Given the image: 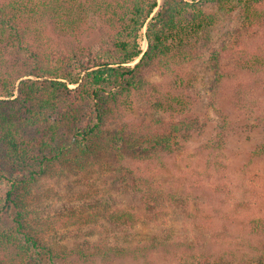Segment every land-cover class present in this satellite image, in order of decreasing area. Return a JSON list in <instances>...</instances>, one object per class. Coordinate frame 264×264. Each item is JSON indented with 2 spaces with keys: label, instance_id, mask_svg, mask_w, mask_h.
I'll return each mask as SVG.
<instances>
[{
  "label": "trees",
  "instance_id": "trees-1",
  "mask_svg": "<svg viewBox=\"0 0 264 264\" xmlns=\"http://www.w3.org/2000/svg\"><path fill=\"white\" fill-rule=\"evenodd\" d=\"M220 17L245 30L233 37L240 40L249 32L254 37L264 29V0H164L161 6L158 0H0V151L10 165L25 169L20 178L0 171V182L8 186L0 215L10 207L13 213L12 228L0 231V264H149L158 252L174 259L177 251L183 260L173 264H246L251 251L257 261L249 264H264V213L237 222L226 212L209 213L219 215L220 224L204 213L196 229L201 235L184 241L167 230L164 219L176 199L149 187L151 178H128L133 170L123 166L118 147L129 145L138 152L132 160L148 166L166 160L177 139L196 133L199 127L190 117L196 87L180 70L210 49L216 65L218 56L229 61L226 71L214 72L218 84L240 75L247 79L224 97L226 111L217 110L220 125L210 153L221 149L233 115L248 116L252 130L264 128V42L254 51L239 49L232 34L221 30ZM95 28L106 39L90 47L80 44L79 37ZM168 70L174 85L141 94L146 76L164 77ZM137 93L150 100L146 110L165 116L123 122L127 100ZM82 107L91 111L88 120L78 114ZM113 123L117 126L110 130ZM251 158L264 160V144L254 147ZM109 169L111 185L132 192L139 212L97 187L93 179L105 180ZM68 175L86 179L89 190L78 191L79 198L51 215V201L61 198L40 181ZM139 224L158 230L138 238ZM68 233L73 244L63 242ZM189 253L193 261H186Z\"/></svg>",
  "mask_w": 264,
  "mask_h": 264
},
{
  "label": "rangeland",
  "instance_id": "rangeland-1",
  "mask_svg": "<svg viewBox=\"0 0 264 264\" xmlns=\"http://www.w3.org/2000/svg\"><path fill=\"white\" fill-rule=\"evenodd\" d=\"M163 1L158 0V5L161 6ZM219 19L221 30L226 29L229 35L232 34L230 40L233 42L238 41L239 49L254 51L261 46L260 42H264V29H259L255 32L254 37H252V32H249L248 35L252 36L245 35L239 40L233 35L238 29H241L239 32L245 30L236 23V20L232 21L228 17H220ZM220 33L222 34V32ZM217 36H219V33ZM55 37L57 36L55 35ZM53 39L55 42L66 40L61 36L57 37L58 40H55L56 38L54 37ZM105 39V36L97 28L89 29V32L87 31L86 34L79 37L80 44L86 47L101 44ZM75 45L77 43L73 40L72 47L74 48ZM141 46L145 49L146 43L142 41ZM215 50H218V46H215ZM234 50L236 49L233 48ZM212 55H214V52L211 49L209 51L203 50L198 53V59L185 61L181 65L180 72L188 74V79H192L196 87V97L190 111V117L194 116L195 122L199 127L195 134L189 131L182 138L177 139V145L174 146L173 153L168 155L166 160L161 159L158 161L155 158L156 160L150 162L152 164L148 166H144L142 163L139 165L132 160V155L138 152H132L129 145L122 142L118 144L123 166L133 170L132 174H127L128 178L133 180L139 176L146 179L151 178L152 181L148 184L149 187L154 189V186H156L160 191L168 194L167 196H172V198L176 199L177 205L167 208L164 219H166L167 230L172 228L174 231L172 235L180 236L184 241L194 236V234L201 235L196 229L197 223L202 220L201 215L204 213L226 212V215H229L228 217L236 220L235 222H237L238 218L246 219L247 216H251L256 212L264 213V160L252 161L253 159L251 158L254 147L264 144V128L259 127L252 130L248 116L233 115L230 119L232 123L228 127V131L226 130L225 134L222 135V140L219 144L221 149L216 153H210L209 142L215 137L214 133L217 132L220 125L217 110L226 111L224 97L230 93L232 85H235L238 80H247L245 75H240V77H235L237 81L231 83L222 81V86L218 84L214 72L219 68H224L226 71L229 61L225 56L224 59L218 56L220 62L216 65L215 61L212 60ZM133 64H130V66ZM168 71L164 74L166 75L164 77L161 73L146 76L141 94L149 96L154 93V89L161 88L162 85L164 88L174 85V74L170 70ZM145 95L141 96L137 93L133 99L129 98L127 100L130 104L124 111L123 122H132L139 118L152 120L154 117L165 116L160 113L154 115L153 112L150 113L146 110L147 103L150 100ZM90 112L86 107L78 110V114L84 120H88ZM180 118L172 119L170 121L171 124L181 121L182 118ZM116 126L117 124L113 123L110 130ZM191 135L192 138L190 137ZM205 149L207 150L205 151ZM109 162H112V159ZM137 165L139 166L138 168H136ZM112 168L125 171L124 168L118 166ZM0 171L6 172L11 178H20L23 176L22 173L25 169L10 165L0 151ZM113 173V169H109L103 174L105 180L95 178L93 181L104 194H108L112 199L117 197L118 201H120L117 204L121 206V202H126L136 212H139V202L130 195L132 192L124 194L117 186H113L115 184L111 185L110 182L114 178ZM85 181L86 179L72 175L43 178L40 181V184L44 185L43 189L54 190L61 198V200L56 202L51 201L53 206L50 209L51 215L54 209L58 213L60 211H57V209H61V207L67 205V202H72L79 198L75 195L78 191L88 192L89 189H85L87 188ZM7 189L6 183L0 182V197L4 195ZM12 215L11 207L2 212L0 215V231L12 228ZM209 215L214 217V222H217V224L224 222L217 214ZM242 222L243 220L240 221V223ZM227 223H230V221ZM157 230L155 225L139 224L138 229L135 231L136 237L144 239L151 234H156ZM67 235L63 242L65 244H73V233H68ZM205 241L206 246L209 243L211 244V240L206 237ZM253 253L254 251H251V259L247 262L248 264L257 261L252 256ZM183 256L184 253L182 251H177L174 259H167L164 253L158 252L153 256L149 264H173V262L183 260ZM188 256L189 259L186 261H193L190 253ZM141 262V260L135 262L126 260L117 261L114 264H142Z\"/></svg>",
  "mask_w": 264,
  "mask_h": 264
}]
</instances>
